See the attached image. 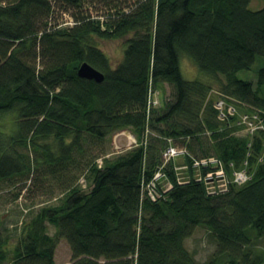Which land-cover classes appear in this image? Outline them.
<instances>
[{"label":"trees","instance_id":"16d2710c","mask_svg":"<svg viewBox=\"0 0 264 264\" xmlns=\"http://www.w3.org/2000/svg\"><path fill=\"white\" fill-rule=\"evenodd\" d=\"M83 1L56 0L66 6L61 14ZM129 1L103 21L69 13L75 24L60 27L52 22V0H0V115L17 113L13 134L0 130V187L31 172L20 152L30 144L42 149L61 190L55 204L44 203L25 223L12 264H56L60 240L71 248V264H196L185 240L199 226L218 242L206 264H264L247 233L254 228L264 238V131L242 132L214 108L223 96L240 111L264 114V67L256 84L238 77L264 57V8L249 9L251 0ZM95 38H127L115 68ZM182 56L217 81L216 97L211 83L184 78ZM85 62L105 75L103 82L79 77ZM164 84L173 98L148 112L150 86L162 97ZM148 129L146 144L123 153L85 163L73 156L88 139L130 130L143 142ZM51 137L57 156L37 144ZM169 138L194 157L220 158L229 171L247 168L252 178L209 196L201 182L177 184L168 167L173 189L151 201L142 182L162 165ZM7 242L0 224V264Z\"/></svg>","mask_w":264,"mask_h":264},{"label":"rangeland","instance_id":"374dc122","mask_svg":"<svg viewBox=\"0 0 264 264\" xmlns=\"http://www.w3.org/2000/svg\"><path fill=\"white\" fill-rule=\"evenodd\" d=\"M52 2L55 6L51 15L54 24L65 20L67 22L68 19L66 18L70 14L74 17L89 15L103 21L105 18L113 16L116 13L117 6L120 5L121 8H124L134 1L127 2V0H121L117 3L102 2L101 0H84L80 8H70V11H65L68 13L63 12V14L60 11L62 9L65 10L64 7L66 6L60 5L56 0H52ZM262 8H264V0H251L249 9L256 11ZM127 38L113 40L95 38L94 42L110 58L112 66L115 68L123 59L124 51L127 48ZM262 67H264V57H259L250 70L240 71L238 77L243 80L253 81L256 84L258 72ZM181 70L184 78L187 80L201 79L211 83L214 90L212 97L217 96L218 91H220L217 81L200 71L196 64L187 56H182L181 58ZM173 92L174 90L171 85H163L161 97L163 105L173 98ZM16 122V112L1 114L0 130L7 136H10L16 130ZM116 143L118 145L122 144V140L118 139ZM37 144L46 146L56 156L59 155L58 144L54 138L51 137L44 141L37 140ZM112 151L113 139L111 136L104 140L88 139L84 144L83 153L74 152L73 156L79 162L85 163L89 158H97L106 153L111 154ZM20 152L27 156V160L31 163L32 169L30 173L27 172L23 176L16 177L10 181L8 180L0 187V224L3 229V235L8 241L6 245L8 259L2 264H12L13 251L20 241L25 223L31 220V217L35 215L44 203L55 204L57 202L56 199L61 194L60 188L47 172L42 149L39 146L33 147L28 144L27 147L20 149ZM48 233L54 235L56 228L48 225ZM247 233L253 240L250 246L252 250L257 254L264 252V238H257L254 228H248ZM185 247L194 257L196 264H206L216 252L218 242L206 227L199 226L193 235L185 240ZM55 263H72V251L66 240H60L56 248Z\"/></svg>","mask_w":264,"mask_h":264},{"label":"built area","instance_id":"2783aa9c","mask_svg":"<svg viewBox=\"0 0 264 264\" xmlns=\"http://www.w3.org/2000/svg\"><path fill=\"white\" fill-rule=\"evenodd\" d=\"M68 21H60L59 25L73 26L74 18L70 15ZM161 106V91L153 86L149 88L148 94V112L153 108ZM214 108L218 113L220 121H230L235 119L242 132L255 134L264 131V114L257 110L240 111L237 104L220 96L214 102ZM149 129L147 130L143 142H140L137 136L130 130H121L115 133L113 139V154L123 153L127 150L146 144ZM122 140V144L116 143ZM166 147L162 152V165L159 166L154 176L149 181L142 182L144 196L151 201H157L162 193L173 189L174 183L167 173L169 167L177 184L184 185L191 180L204 184L206 193L209 196L225 194L229 191L231 184L243 185L251 180L252 176L247 168L229 171L224 162L216 157H194L187 147L180 146L169 138L166 140ZM247 163V162H246ZM99 166L102 165V159L98 160ZM84 183V180H82Z\"/></svg>","mask_w":264,"mask_h":264},{"label":"water","instance_id":"95a60500","mask_svg":"<svg viewBox=\"0 0 264 264\" xmlns=\"http://www.w3.org/2000/svg\"><path fill=\"white\" fill-rule=\"evenodd\" d=\"M78 75L81 78L95 80L98 83L103 82L105 79V75L88 62H85L80 66Z\"/></svg>","mask_w":264,"mask_h":264}]
</instances>
